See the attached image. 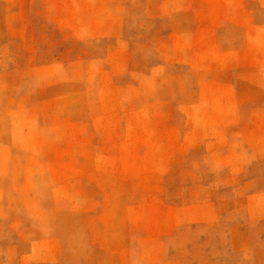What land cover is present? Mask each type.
Listing matches in <instances>:
<instances>
[{
    "label": "rangeland",
    "instance_id": "obj_1",
    "mask_svg": "<svg viewBox=\"0 0 264 264\" xmlns=\"http://www.w3.org/2000/svg\"><path fill=\"white\" fill-rule=\"evenodd\" d=\"M0 264H264V0H0Z\"/></svg>",
    "mask_w": 264,
    "mask_h": 264
}]
</instances>
